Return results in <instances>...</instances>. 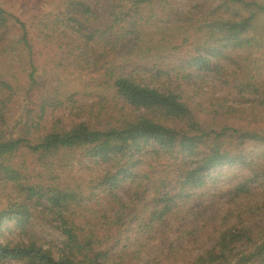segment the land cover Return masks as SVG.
Returning <instances> with one entry per match:
<instances>
[{
  "label": "trees",
  "instance_id": "trees-1",
  "mask_svg": "<svg viewBox=\"0 0 264 264\" xmlns=\"http://www.w3.org/2000/svg\"><path fill=\"white\" fill-rule=\"evenodd\" d=\"M44 1L0 5V264H264V0Z\"/></svg>",
  "mask_w": 264,
  "mask_h": 264
},
{
  "label": "rangeland",
  "instance_id": "rangeland-1",
  "mask_svg": "<svg viewBox=\"0 0 264 264\" xmlns=\"http://www.w3.org/2000/svg\"><path fill=\"white\" fill-rule=\"evenodd\" d=\"M49 1V0H47ZM178 6L182 9H187L191 3H193L194 0H174ZM0 5H3L4 7L10 6V11L14 13V15H17L21 17L24 21L30 22L37 16H46L47 14L53 12L52 10H58L63 11L64 8L59 5H53L50 3H46L44 0H0ZM47 57H44L42 59V62H50L54 58L50 56V54L46 53ZM23 72L28 74L29 71L25 69V66L23 67ZM64 76V74H63ZM79 76H75V78L78 79ZM53 79V77H51ZM47 80H50L49 78ZM92 102V100H90ZM22 110V109H21ZM20 108H13L11 111V117L10 121L7 127L4 128V133L9 135L10 132H13L14 134H17L18 136L26 135L30 131L29 128V120L28 117L24 114V111H21ZM57 117H64L65 111L57 112ZM224 180H228L225 178ZM54 232L50 231L47 233H44L43 236L46 237L45 241L50 242L56 240V235H53ZM170 236V232L167 233V235L159 236L161 244L167 240V238ZM203 250H198V252H202ZM196 253V252H195Z\"/></svg>",
  "mask_w": 264,
  "mask_h": 264
}]
</instances>
